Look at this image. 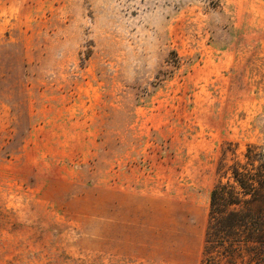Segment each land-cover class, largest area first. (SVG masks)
Segmentation results:
<instances>
[{
	"label": "rangeland",
	"instance_id": "374dc122",
	"mask_svg": "<svg viewBox=\"0 0 264 264\" xmlns=\"http://www.w3.org/2000/svg\"><path fill=\"white\" fill-rule=\"evenodd\" d=\"M0 264H264V0H0Z\"/></svg>",
	"mask_w": 264,
	"mask_h": 264
},
{
	"label": "trees",
	"instance_id": "16d2710c",
	"mask_svg": "<svg viewBox=\"0 0 264 264\" xmlns=\"http://www.w3.org/2000/svg\"><path fill=\"white\" fill-rule=\"evenodd\" d=\"M237 181L239 182V185L244 189V192L246 191V182H244V180L240 179V178H237ZM221 184L220 186H216L212 192H211V197H212V213H213V208L215 207V205L217 204V201L220 200V199H224V194H222L220 192V188H221ZM255 201V198L252 199ZM238 200H235V198H231V199H225V203L224 204H238Z\"/></svg>",
	"mask_w": 264,
	"mask_h": 264
}]
</instances>
